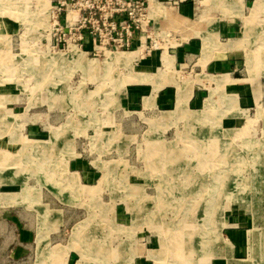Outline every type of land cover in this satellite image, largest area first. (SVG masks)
I'll return each instance as SVG.
<instances>
[{
	"label": "rangeland",
	"instance_id": "rangeland-1",
	"mask_svg": "<svg viewBox=\"0 0 264 264\" xmlns=\"http://www.w3.org/2000/svg\"><path fill=\"white\" fill-rule=\"evenodd\" d=\"M51 1L0 0V206L23 202L32 191H40L46 199L51 197L50 204L64 209L62 231L56 236L67 243L50 246L46 253L62 264L68 250L77 253L75 264H131L138 259L150 264H211L220 255L217 250L227 253L231 245L222 228L224 219L238 209L249 217V255L244 259L229 255L228 264H264V107L250 109L239 128L220 134L222 117L243 113L236 108L235 96L222 90L226 77L202 76L215 85L208 86L205 107L194 115L187 102L192 84L202 78L191 79L189 67L175 71L173 57L164 51L159 76L166 79L174 70L181 79L176 92L185 94L184 113L175 103L159 118L142 120L149 129L175 126L165 135V143L154 141L152 155L145 153V145L140 148L143 155L136 154L130 163L134 167L101 162L100 181L80 186L65 166L73 155L71 138L84 129L95 135L110 127L106 121L112 117L117 90L149 80L133 65L134 59L148 55L140 57L135 49L94 59L76 49L60 53L41 49L39 41L54 33L48 26ZM189 1L193 13L188 19L178 16L177 4L152 1L150 14L162 23L156 27L177 28L184 41L201 37L197 55L204 64L242 47L236 38L219 39L212 26L235 20L244 33L248 24L245 33H252L256 41L236 60L241 62L236 75L264 73V0H246V7L245 0ZM161 11H170L173 22ZM118 53L132 58L114 61ZM214 76L225 78L224 83ZM150 104L146 99L145 105ZM60 106L67 109L66 117L50 126L47 141L24 137L25 121ZM112 156L111 152L103 158ZM62 193L63 197L56 196ZM125 200L131 211L124 208ZM118 202L121 211L116 215ZM39 217L43 221L46 214Z\"/></svg>",
	"mask_w": 264,
	"mask_h": 264
},
{
	"label": "crops",
	"instance_id": "crops-1",
	"mask_svg": "<svg viewBox=\"0 0 264 264\" xmlns=\"http://www.w3.org/2000/svg\"><path fill=\"white\" fill-rule=\"evenodd\" d=\"M176 1H178L176 6L178 16L188 19V16L193 13L192 2L189 0ZM151 20V27L154 30L163 31L156 27L162 26L161 21L154 20L152 16ZM241 26L236 25L235 20L222 21L217 26L216 24L212 26L219 39L226 41L229 38H236L242 42V47L240 45L234 50H226L224 58H211L204 64L200 63L201 56L197 55L198 48L201 47V43L197 40L201 37L192 36L184 41L173 28L164 29V31L173 30L177 38L176 41L166 50L157 49L146 58L137 61L134 59L135 62L133 60L134 69L145 73L150 78L143 82L127 83L117 90L118 94L114 102L112 117L106 121L110 127H106V131L99 130L95 135H87V131L84 129L80 135L71 138L73 155L71 154L72 156L66 160L65 166L72 174V180H76L80 186L95 184L100 181L103 175V168L100 167L101 162L115 163L116 166L120 164L124 168L127 166L134 167L130 163H134L139 153L143 155L140 148L145 145L148 150L145 153L152 155L151 152L154 149L150 148H153L154 141L162 140L165 143V135L175 124H171L167 128L155 125L149 129V123L144 125L142 122V120L147 122L146 119H157L162 113L170 112L176 103L177 84L180 85L182 81L178 79L174 70H170L166 79L159 76L164 51L167 56L173 57L175 71L179 72L177 67L180 70L189 67L190 71H193L192 77L190 76L191 79L202 78L206 74L226 77L227 81L222 90L225 94L235 96L236 108L243 113L235 112L222 117L219 123L220 134L239 128L250 109L255 108L257 110V107H264V73L257 71L248 73L246 77L241 72L240 75H236L237 66L241 63L236 60L242 59V55L246 54V46L254 45L256 41L255 37L250 36L252 33H245L247 27L245 26L244 34L243 26ZM193 38L195 40H192ZM177 40L180 42L177 43ZM214 85L213 82L203 78L201 82H194L187 102V110L195 115L204 109L205 99L209 94L208 86ZM146 99L151 101L150 105H145ZM58 109L54 107L47 113L38 112L36 114L39 115V118L25 121L23 123L24 137L27 136L34 142L47 141L51 137L50 126L55 122L60 121L62 123L61 121L66 117L63 112H66L67 109L64 106H60ZM119 109H121L120 112ZM69 134L72 136L71 133ZM92 137L95 139H93L94 142L91 146ZM57 141L58 139L54 143ZM54 143L52 144L53 147ZM111 152L113 156L110 159L103 158ZM147 184H150V181ZM147 187L149 188L150 185ZM57 194V197H63V193L61 196ZM51 195L54 199L56 198L54 194ZM50 198L46 199L40 191H32V194L23 202L0 206V264H62L46 254L50 246H64L67 243H64L60 236H56L58 232L62 231L64 209L58 208V204L56 206L50 204L52 202ZM124 202L127 204L124 208L129 211L130 206L126 200ZM119 204L120 202L115 208L116 215L121 211ZM42 212L46 214L43 221L39 217ZM227 218V220L224 219L225 225L222 231L225 232L226 236L224 240L231 245L227 247V253L224 250L221 252L217 250L220 255L215 257L211 264H228L229 255L236 259H244L249 255V217L238 209H233ZM39 236L40 239L38 240ZM109 251L111 253L112 247ZM76 257L78 258V255L74 250H68L65 264H75L78 260ZM131 264L150 263H146L145 259H138Z\"/></svg>",
	"mask_w": 264,
	"mask_h": 264
},
{
	"label": "built area",
	"instance_id": "built-area-1",
	"mask_svg": "<svg viewBox=\"0 0 264 264\" xmlns=\"http://www.w3.org/2000/svg\"><path fill=\"white\" fill-rule=\"evenodd\" d=\"M150 1L53 0L48 26H52L54 33L43 37L39 46L55 52L76 49L94 59L104 57L106 52L135 49L143 57L168 48L176 41V35L171 29L164 32L152 29ZM154 1L178 4L176 0Z\"/></svg>",
	"mask_w": 264,
	"mask_h": 264
},
{
	"label": "bare ground",
	"instance_id": "bare-ground-1",
	"mask_svg": "<svg viewBox=\"0 0 264 264\" xmlns=\"http://www.w3.org/2000/svg\"><path fill=\"white\" fill-rule=\"evenodd\" d=\"M152 1H154V0H151L150 2H152ZM154 2H156V1H154ZM158 4H161V3H159V2H157ZM151 4V3H150ZM162 5V4H161ZM155 7V6H154ZM156 8V7H155ZM156 10V9H155ZM155 13V12H154ZM162 15H163V17L166 19V20H170V21H172L173 22V20L171 19L172 17H171V12L170 11H161L160 12ZM158 14V13H157ZM149 16H152L151 14H150V7H149ZM153 18H154V20H156V21H160V17H158V18H156L155 16H152ZM174 27V26H173ZM172 28V27H171ZM177 33H179L178 31H177V28H173ZM163 30V32H164V29H162ZM166 48H167V46L165 47V50H166ZM71 50V49H70ZM66 51H69V50H66ZM60 52H65V51H60ZM59 52V53H60ZM115 52H122V51H115ZM115 52H106V54L107 53H115ZM130 52H133V51H130ZM125 53H128V52H125ZM106 54H105V56H106ZM114 55V54H113ZM130 55H133V54H130ZM77 57H78V55H76ZM82 56V55H81ZM104 56V57H105ZM110 56V55H109ZM68 57V56H67ZM74 57V56H73ZM131 58L132 57H130V56H126V55H124V54H122V53H118V54H115V56H113L112 57V59L114 60V61H121V60H123V61H129V60H131ZM117 59V60H116ZM170 64V63H169ZM212 78H214V80H219V81H217L218 83H220L221 81V83H224V79L225 78H221V77H216V76H214V77H212ZM128 79V78H127ZM134 80V79H133ZM221 80V81H220ZM122 81H123V79H122ZM217 86V85H216ZM220 86V85H219ZM222 86V85H221ZM182 91V90H181ZM181 91H179V90H177V92H178V94H177V101H176V110H180V111H182L183 110V105H184V103H185V94L183 93V92H181ZM213 93V92H212ZM214 95V94H213ZM211 96V95H210ZM213 100V99H212ZM179 111V112H180ZM183 112V111H182ZM213 112V111H212ZM184 113V112H183ZM211 114V113H210ZM180 115V114H179ZM82 232V231H81ZM254 238V237H253Z\"/></svg>",
	"mask_w": 264,
	"mask_h": 264
}]
</instances>
